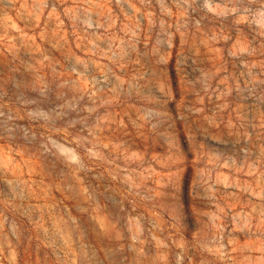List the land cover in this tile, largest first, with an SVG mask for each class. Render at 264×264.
<instances>
[{
	"label": "rangeland",
	"instance_id": "rangeland-1",
	"mask_svg": "<svg viewBox=\"0 0 264 264\" xmlns=\"http://www.w3.org/2000/svg\"><path fill=\"white\" fill-rule=\"evenodd\" d=\"M0 264H264V0H0Z\"/></svg>",
	"mask_w": 264,
	"mask_h": 264
}]
</instances>
